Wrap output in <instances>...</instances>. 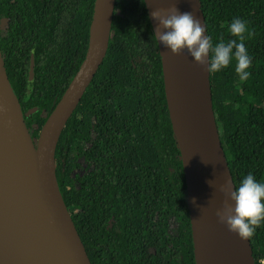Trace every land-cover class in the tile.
Listing matches in <instances>:
<instances>
[{
  "label": "trees",
  "instance_id": "1",
  "mask_svg": "<svg viewBox=\"0 0 264 264\" xmlns=\"http://www.w3.org/2000/svg\"><path fill=\"white\" fill-rule=\"evenodd\" d=\"M199 3L213 45L237 39L234 18L247 22L249 78L239 79L233 60L209 80L234 185L248 173L264 181V0ZM94 4L0 0V51L34 140L85 58ZM158 54L145 4L116 0L106 57L56 148L57 185L91 264H195ZM248 241L261 264L264 225Z\"/></svg>",
  "mask_w": 264,
  "mask_h": 264
},
{
  "label": "water",
  "instance_id": "2",
  "mask_svg": "<svg viewBox=\"0 0 264 264\" xmlns=\"http://www.w3.org/2000/svg\"><path fill=\"white\" fill-rule=\"evenodd\" d=\"M115 1L95 0L85 58L36 140L25 124L0 51V94L3 107L8 111L6 121L16 131L14 138L23 151L32 156V167L28 171L13 166L0 170V264H91L57 185L55 154L67 122L106 57ZM194 2L202 18L199 0ZM145 8L153 33L159 34L163 29H157L158 21L151 17L152 11H161L157 0H148ZM157 44L169 117L185 172L189 212V181H194L189 178L194 172L189 138L197 134L188 129L200 125L207 136L205 144L214 171L213 214L202 223L197 222L191 212L190 218L195 264H213L209 254L217 243V230L226 227L216 212L230 203L226 193L234 190L235 185L213 111L210 74L206 72L201 90L196 94L184 51L173 55L158 41ZM188 104H193L194 108ZM197 109L199 119L194 121L190 113ZM246 242L254 264L249 241Z\"/></svg>",
  "mask_w": 264,
  "mask_h": 264
},
{
  "label": "clouds",
  "instance_id": "3",
  "mask_svg": "<svg viewBox=\"0 0 264 264\" xmlns=\"http://www.w3.org/2000/svg\"><path fill=\"white\" fill-rule=\"evenodd\" d=\"M142 4L148 0H141ZM151 17L158 21L155 31L156 40L173 55H179L184 50L190 54L194 62L205 66L209 73H219L227 69L235 61V72L241 81L249 78L248 69L252 66V56L244 42L248 31L247 22L234 18L228 25V31L233 37L227 43L221 40L213 45L212 38L206 34V26L194 16L193 12H180L172 4L167 14L152 11ZM213 186V181H209ZM230 203L216 212L219 221L225 224L229 232L241 240H248L255 234L258 227L264 225V181L248 173L234 190L226 193ZM196 204L195 198L192 201Z\"/></svg>",
  "mask_w": 264,
  "mask_h": 264
},
{
  "label": "bare ground",
  "instance_id": "4",
  "mask_svg": "<svg viewBox=\"0 0 264 264\" xmlns=\"http://www.w3.org/2000/svg\"><path fill=\"white\" fill-rule=\"evenodd\" d=\"M157 2L163 14H167L172 4H175L180 12H193L194 16L202 23L194 0H157ZM184 55L190 66L197 94L200 92L206 76V65L201 66L194 62L187 50H184ZM195 101L197 100L195 99ZM188 106L194 108L193 104H188ZM198 114V109L191 112V119L198 120ZM7 116L8 111L3 107L0 94V170L6 166H13L28 171L32 167V156L26 150L23 151L19 142L15 140L16 131L12 130L6 121ZM188 131L197 134V136L189 138L193 147L191 160L194 164V172L189 178L191 177L194 181H189L188 204L194 219L202 223L213 214L211 205L215 195L213 163L209 149L205 144L207 138L205 131L200 125H192ZM209 181H213V186L209 185ZM193 198H195L196 204L192 203ZM217 238V243L209 254L213 264H252L246 240H241L237 235L229 232L227 226L217 230Z\"/></svg>",
  "mask_w": 264,
  "mask_h": 264
},
{
  "label": "rangeland",
  "instance_id": "5",
  "mask_svg": "<svg viewBox=\"0 0 264 264\" xmlns=\"http://www.w3.org/2000/svg\"><path fill=\"white\" fill-rule=\"evenodd\" d=\"M2 27L3 26H1V30H2ZM78 162L81 164L82 168H84L86 166V164L84 163V161H83L82 158H79V161ZM78 173H80V172L78 171Z\"/></svg>",
  "mask_w": 264,
  "mask_h": 264
},
{
  "label": "built area",
  "instance_id": "6",
  "mask_svg": "<svg viewBox=\"0 0 264 264\" xmlns=\"http://www.w3.org/2000/svg\"><path fill=\"white\" fill-rule=\"evenodd\" d=\"M261 264H264V261H262V263Z\"/></svg>",
  "mask_w": 264,
  "mask_h": 264
}]
</instances>
